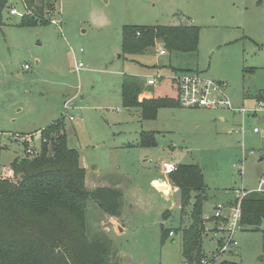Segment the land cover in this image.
Segmentation results:
<instances>
[{"label": "rangeland", "instance_id": "rangeland-1", "mask_svg": "<svg viewBox=\"0 0 264 264\" xmlns=\"http://www.w3.org/2000/svg\"><path fill=\"white\" fill-rule=\"evenodd\" d=\"M47 4L42 13L27 14L21 0H9L3 12L0 175L23 156L24 146L38 150L39 132L62 119L67 145L79 153L86 170L88 190L108 187L123 195L120 222L125 230L106 233V215L88 202L86 236L105 235L117 264H183L180 233L160 241L161 228L174 232L190 223L187 215L180 217L178 193L168 191L161 164L198 165L207 187L201 248L206 255L215 252L224 236L222 222L212 218L215 206L233 198L231 205L232 189L254 190L264 172V145L252 133L260 114L243 117L225 108L178 107L160 109L154 120H143L139 110L122 106V76L143 82L139 100L151 88L155 97L177 98L170 78L198 73L224 83L234 109L252 108L254 103L243 97L264 89V0ZM11 8L19 15H10ZM25 16L47 23L21 25ZM189 25L199 28L196 53L159 55L163 47L156 43L142 55L120 57L123 26ZM77 63L84 66L78 74L72 71ZM156 76L157 84L147 86L146 80ZM238 128L242 133L235 134ZM144 132H152L153 145L139 144ZM234 238L237 246L217 262L264 264V221L256 230L241 228Z\"/></svg>", "mask_w": 264, "mask_h": 264}, {"label": "trees", "instance_id": "trees-1", "mask_svg": "<svg viewBox=\"0 0 264 264\" xmlns=\"http://www.w3.org/2000/svg\"><path fill=\"white\" fill-rule=\"evenodd\" d=\"M51 0H21L26 13L40 14ZM57 2V0H53ZM9 0H0V26ZM47 4V5H48ZM46 24L35 17H22L21 25ZM197 26H123L121 58L144 54L160 43L167 53H196ZM143 82L134 75H123L122 106L137 109L143 120H154L160 109L178 108L177 98H143ZM171 91H176L170 85ZM153 93V88L149 89ZM177 94V91H176ZM263 93L256 95L263 100ZM35 155L26 153L15 158L9 170L0 175V264H117L116 252L105 235L88 238L85 232V208L88 202L104 214L119 218L122 192L108 187L88 190L85 169L79 153L67 145L62 119L39 132ZM141 146L154 144L152 133H143ZM177 190L180 217L188 216V227L174 232L161 228L163 243L170 233H180L183 264H200L207 258L201 239L206 232L203 204L207 187L202 170L195 164H179L169 174ZM189 209V211H188ZM168 214L165 213L164 217ZM264 221V196L251 194L241 201V227L256 230ZM211 264H239L222 260Z\"/></svg>", "mask_w": 264, "mask_h": 264}, {"label": "built area", "instance_id": "built-area-1", "mask_svg": "<svg viewBox=\"0 0 264 264\" xmlns=\"http://www.w3.org/2000/svg\"><path fill=\"white\" fill-rule=\"evenodd\" d=\"M10 15H19L14 8L9 10ZM51 23H56V20H51ZM167 52L162 49L159 51V55H165ZM24 68H27L24 66ZM84 66L82 63H77L74 68V73H79ZM158 77H150L146 80L147 86H155L158 82ZM171 84L174 85L177 91V99L179 106L182 108H195V109H209L219 110L228 109L234 113H238L241 116L262 114L264 112V101L257 100L252 108L240 107L234 109L225 94V84L208 80L198 73H183L170 78ZM70 121L72 117L68 118ZM235 134L242 133L241 129H235ZM253 133L258 132L257 126L252 128ZM29 155H35L34 149H28L26 151ZM253 155L252 152H249ZM176 166L169 162H162L161 172L164 176L168 177L169 174L174 172ZM264 195V172L261 174L258 185L254 190H239L234 189V202L231 205L217 204L214 210V216L212 218L220 220L222 222L221 233L224 234L223 238L219 241L218 249L207 255V258L203 259L200 264H211L216 262L218 257H221L225 253L231 252L236 246L237 241L234 236L236 232L241 230V201L251 194ZM205 218V217H204ZM208 219V218H205ZM172 233H170V236Z\"/></svg>", "mask_w": 264, "mask_h": 264}, {"label": "crops", "instance_id": "crops-1", "mask_svg": "<svg viewBox=\"0 0 264 264\" xmlns=\"http://www.w3.org/2000/svg\"><path fill=\"white\" fill-rule=\"evenodd\" d=\"M148 90L149 89L144 90V92L141 95L139 100H141L143 98L149 99V98H151L153 96V95H151L152 93L150 91H148ZM259 93H263L264 94V89L263 90H259V91L255 92L253 94H249L248 96H244L243 98L246 101L248 99L251 100L254 103V105H255V103L257 101L256 95L259 94ZM263 101H264V96H263ZM241 107H244V106L241 105ZM246 116H250V115H246ZM260 124H262V125H260ZM254 126H258L259 129H258L257 133H253V132L252 133L258 135L259 136V140H258L259 143L264 145V112L260 116L254 118ZM144 133H148V132H144ZM149 133H152V132H149ZM262 160H263V157H261L259 159V162L262 161ZM86 181H87V173H86V170H85V186H87ZM95 188H97V187H95ZM167 189L170 192H177V190L171 185L168 177H167ZM233 190L234 189H232V192H233ZM232 200H233V198L231 200L227 201L226 204L230 203ZM178 206H179V204H178ZM106 217H107V224L105 225V228H104L105 229L104 231L106 233H109L111 229H113V231L115 233H117V234H120V233H122L125 230L124 224L120 222V217L119 218H115V217H110L108 215H106Z\"/></svg>", "mask_w": 264, "mask_h": 264}]
</instances>
